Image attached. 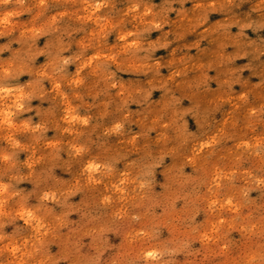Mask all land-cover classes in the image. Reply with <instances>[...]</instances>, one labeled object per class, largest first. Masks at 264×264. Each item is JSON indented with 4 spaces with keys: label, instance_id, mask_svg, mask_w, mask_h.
Returning <instances> with one entry per match:
<instances>
[{
    "label": "clouds",
    "instance_id": "9594fccd",
    "mask_svg": "<svg viewBox=\"0 0 264 264\" xmlns=\"http://www.w3.org/2000/svg\"><path fill=\"white\" fill-rule=\"evenodd\" d=\"M0 264H264V0H0Z\"/></svg>",
    "mask_w": 264,
    "mask_h": 264
}]
</instances>
